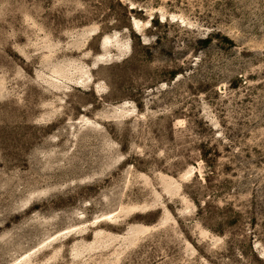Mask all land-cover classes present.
<instances>
[{
    "label": "rangeland",
    "instance_id": "1",
    "mask_svg": "<svg viewBox=\"0 0 264 264\" xmlns=\"http://www.w3.org/2000/svg\"><path fill=\"white\" fill-rule=\"evenodd\" d=\"M0 264H264V0H0Z\"/></svg>",
    "mask_w": 264,
    "mask_h": 264
}]
</instances>
